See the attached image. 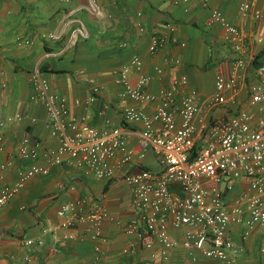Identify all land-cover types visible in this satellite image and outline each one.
<instances>
[{
  "label": "crops",
  "instance_id": "crops-1",
  "mask_svg": "<svg viewBox=\"0 0 264 264\" xmlns=\"http://www.w3.org/2000/svg\"><path fill=\"white\" fill-rule=\"evenodd\" d=\"M244 0H209L204 7L200 1L174 3L172 0H0V118L5 126L3 150L0 151V191L17 181L20 168L32 162L17 155L21 138L30 136L42 143V148L55 146L56 138L49 135L48 119L41 104L29 100L32 85L29 77L38 69L53 92L67 98L72 115L87 117L86 122L100 130H119L126 136L127 148L134 152L131 160L121 161L124 153L117 151L111 179H98L83 167L66 160L52 166L46 174L34 175L21 189L0 207V264H145L151 250L160 246L152 240L151 248L124 232L122 225L133 215L132 188L122 177L141 167L158 171L160 163L151 148L141 151L139 141L141 122L127 121L122 106L142 108L152 114L162 88L169 87L174 78L186 76L187 83L177 87V94L195 89L201 98L214 92L215 77L228 75L231 60L236 56L224 40V31L209 20L210 8L216 7L245 37L243 54L248 62L246 81L239 88L236 101L246 99L247 81L254 80L253 70L264 63V0L255 2L263 20L241 16L239 6ZM140 12V15H137ZM148 29L165 31L171 23L174 31L156 52H149L148 30L140 31L138 23ZM82 28L85 35L74 34ZM125 45H121L122 43ZM133 53L143 60V72L150 76L145 85L155 100L141 105L137 101L121 100L116 91L115 71L128 64ZM178 60L179 62H175ZM135 81L136 74L130 75ZM92 85L101 90L97 99L85 106ZM228 98L232 97L227 91ZM79 100L76 103L75 100ZM244 106L247 107L246 104ZM249 108V107H247ZM21 113V122L12 121ZM218 113L224 114L223 110ZM158 126V123H156ZM237 182L225 194L230 205L243 188ZM177 190V185H172ZM82 201L84 208L98 202L107 208L112 219L102 222L105 241L88 234L80 238L83 225L74 228L58 227L56 212L63 203ZM46 228L51 230L43 232ZM243 224H231L228 234L242 247L236 264H264L259 251L264 227L255 225L242 238ZM172 237L178 233L169 227ZM77 237L62 240L63 235ZM26 239L33 243L27 245ZM99 244L100 250L95 246ZM153 264H222L201 254L192 261L179 246L169 250L168 258L159 256Z\"/></svg>",
  "mask_w": 264,
  "mask_h": 264
},
{
  "label": "built area",
  "instance_id": "built-area-1",
  "mask_svg": "<svg viewBox=\"0 0 264 264\" xmlns=\"http://www.w3.org/2000/svg\"><path fill=\"white\" fill-rule=\"evenodd\" d=\"M172 1L187 3L193 0ZM198 1L208 6L209 0ZM257 1L244 0L239 6L241 16L263 20L261 11L254 7ZM209 20L222 27L225 42L236 53L231 60L230 73L216 75L211 96L201 98L193 88L177 94V87L187 83L186 76H180L160 90L152 114L142 108L122 106L125 120L143 125L139 141L141 151L136 156L141 159L144 151L151 148L160 163L158 171L141 167L122 177L132 188L133 215L125 222L114 219L115 224L122 225L124 232L138 241L149 236L151 240L145 247L151 248L152 240L159 244L160 249L151 250L145 264H153L158 256L167 259L169 250L179 246L192 261L201 254L222 264H236L243 249L229 236L230 225H244L242 238L255 225L264 227V63L254 67V80L245 82L246 99L236 101L240 85L246 81L248 66L243 54L245 33L216 7L210 8ZM138 26L140 31L148 30L149 52L159 50L174 31L171 23L165 25L163 32L148 29L142 22ZM74 34L85 35V31L76 28ZM132 73L136 74L135 81L130 79ZM29 80L32 85L29 100L44 107L49 135L56 138L57 144L42 148L37 139L21 138L17 155L22 159L36 161L40 158L42 161L18 170L17 181L0 191V207L26 180L46 174L64 160L83 167L98 179H111L115 167L111 158L115 153H124L121 161L131 160L134 155L127 148L126 136L119 130H100L89 125L85 115H72L67 98L53 92L48 79L38 69L31 72ZM149 80L150 76L143 72L142 57L133 53L128 64L115 71L116 94L121 100L131 99L141 105L152 102L155 96L145 88ZM100 90L98 85H92L84 105L93 103ZM227 91L231 92V98L227 97ZM219 110L224 114L218 113ZM23 118L21 113H15L11 120L21 122ZM4 126L5 121L0 118V129ZM2 139L0 133V151L3 150ZM237 182H242L243 188L229 205L225 194ZM172 185H177L178 189H172ZM56 214L60 219L58 227L83 225L80 238L88 234L100 242L105 241L102 222L112 219L107 208L98 202L84 208L82 201H69L61 204ZM169 227L178 233L176 237L170 235ZM49 231L43 229V232ZM77 236L68 233L62 240ZM24 243L30 245L33 240L26 239ZM95 250H100L99 244ZM259 251L264 259V235Z\"/></svg>",
  "mask_w": 264,
  "mask_h": 264
}]
</instances>
